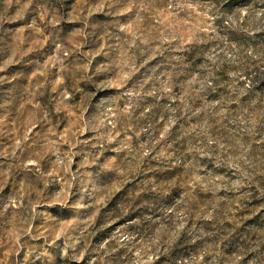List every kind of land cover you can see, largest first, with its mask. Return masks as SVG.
Listing matches in <instances>:
<instances>
[{
  "label": "rangeland",
  "instance_id": "374dc122",
  "mask_svg": "<svg viewBox=\"0 0 264 264\" xmlns=\"http://www.w3.org/2000/svg\"><path fill=\"white\" fill-rule=\"evenodd\" d=\"M0 264H264V0H0Z\"/></svg>",
  "mask_w": 264,
  "mask_h": 264
}]
</instances>
